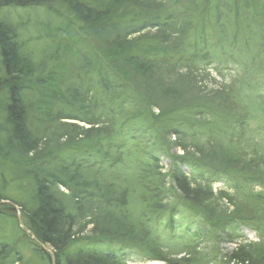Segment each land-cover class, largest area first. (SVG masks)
<instances>
[{"label":"rangeland","instance_id":"rangeland-1","mask_svg":"<svg viewBox=\"0 0 264 264\" xmlns=\"http://www.w3.org/2000/svg\"><path fill=\"white\" fill-rule=\"evenodd\" d=\"M140 2L144 4L147 1ZM157 2L160 3L156 5V11L163 18L171 17L167 19L170 26H180L178 13H181L187 15L190 25L200 24L202 27L203 22H207V28L205 25L202 28V31L206 29V39L216 33L219 34L218 38H226L223 44L220 38L215 39L216 45L211 56L206 52L199 53L188 62V69L185 64L179 66L186 69L183 74L188 78L191 76L189 85L194 83L195 93L191 92L188 100L195 102L202 96L201 103L205 105L201 113L197 112L201 105L196 110L180 108V112H177V117L184 121L194 119L195 126H186L181 134L170 128L155 138L153 133L147 131L150 128L147 126L141 131L143 134L128 135L126 148L100 150L101 156L108 154L106 162L83 164L70 160L72 165H76L67 170L70 174L56 160L50 168H41L45 162L28 160L22 163L14 151L11 156H7V150L3 149L0 154V188L3 186L2 178L9 182L8 187L3 188L6 189L4 194L8 200L0 201V264H56L52 258L53 263L38 253L39 247L34 243L38 241L35 231H40L28 208L33 201L30 192L34 185L35 170L46 172L52 180L61 182L58 186L64 195H57L62 203L69 206L66 212L70 213L74 223L72 233L77 241L105 240L101 244L108 248L124 246L140 251L141 247L135 243L136 229L133 228L139 212L153 211L160 207L166 215V211L176 202L179 204L175 211L180 218V230H164L163 234L171 237V233L176 230L180 235L172 240H164L163 235L159 236L165 256H183L189 248L195 246L216 258H213L211 264H220L227 262L226 256L232 250L248 246L252 256L250 263L264 264V0H175L173 4L168 0H164L163 4L160 0ZM65 3V12L60 11L59 6L57 11L17 6H5L0 10V20H6L17 29L20 43L23 39L27 42L28 54L35 62V78L30 80V89L26 92L24 89V102L27 99L29 103L31 120L36 126L43 122L53 131H61L63 121L90 127L86 121L76 120L77 116L88 118L87 111L71 101L69 95L72 96L74 92L71 94L65 90L77 69L82 67L80 64L84 59L81 52L86 51L81 50L79 44V36L86 32L80 34V22H73L70 16L74 14L76 6L73 0ZM189 21L187 30L191 28ZM64 26L70 34L74 33L72 39L62 32ZM165 27L147 28L142 34L153 36L151 38L163 36L166 35ZM134 36H130L129 40ZM146 36L143 39L147 40ZM147 43L153 48L158 45L151 41ZM66 44L67 49L63 46ZM1 62L0 55V70ZM97 89L94 96L98 95L100 85ZM162 89L157 86L155 90L148 88L144 92L160 97L165 93H162ZM89 96L92 97V93ZM108 104L113 105L111 102ZM4 105L7 106L6 103ZM63 106L69 118L59 122L57 113ZM153 110L156 115L159 114L158 108ZM115 111L117 109L111 111L110 117L114 116ZM5 118L4 109L0 108L1 138L9 129ZM157 131L160 132V129L157 128ZM143 150L150 151L152 158L146 159L143 154L140 155ZM129 155H140L142 158L138 161L134 157L128 159ZM27 156L34 157L32 153ZM182 157H186L191 164L181 167L187 174L189 189L193 192L189 199L194 203L203 199L208 201L203 205L205 210L202 207L192 208V204L184 200L183 194L176 187L173 168L175 163L180 164ZM194 161L199 162V168ZM141 164L145 170L153 172L144 173ZM204 164L207 169H203ZM30 174L33 178L29 177ZM249 178L255 183L246 184L251 181ZM213 212H239L241 216H250L247 220L259 230L246 226L243 221H239L241 218L238 216L237 221L232 219L235 223L239 222L237 241L222 242L223 230L220 227L214 229L212 223L215 222L208 219V215ZM129 235H133L134 239L131 240ZM39 245L50 256L54 255L49 245ZM131 251L129 256L133 259L128 264L152 261L168 264L158 259L138 261L136 251ZM230 264L236 262L232 260Z\"/></svg>","mask_w":264,"mask_h":264},{"label":"trees","instance_id":"trees-1","mask_svg":"<svg viewBox=\"0 0 264 264\" xmlns=\"http://www.w3.org/2000/svg\"><path fill=\"white\" fill-rule=\"evenodd\" d=\"M66 1L0 0V10L5 6H17L23 9L42 7L57 11L59 6V10L65 12ZM146 1L143 4L140 0H73V5L76 8L73 11L74 14H70V16L73 22H80L79 26L82 30L80 34L86 32L85 35L79 36L80 49L86 51L81 52V57L83 56L84 59L83 63L80 64L82 67L77 69L75 75L72 71L74 77L70 84H66L65 90L71 94L74 92L72 96L69 95L71 101L76 102L77 106L83 107L87 111L88 118L77 116L76 120L86 121L90 127L82 126L77 122H61L69 118L63 106L59 108L61 111L63 110V113L61 111L57 113V118L61 122V131L56 128L53 131V128H47L43 122L38 126L33 124L31 110L28 108L29 103H27V99V105L24 102V89L25 92L30 89V80L35 78V62L28 54L30 52L27 51V42L23 39L20 43L17 29L7 23L6 20H0V55L2 61L0 108L4 109L5 121L9 123V129L5 130L6 135L3 138L0 137V154L3 149L7 150V156H11V152L14 151L17 154L16 158L22 163H26L28 160L43 161L45 164L41 168L47 169L56 160L61 163L66 172L76 166L72 165L70 160L75 162L77 160L83 164L106 162L108 154L101 156L100 150H107V148L122 150L126 148L128 135L143 134L141 131L145 127L148 128L147 126H150L147 131L153 133L154 138L158 137L162 131L170 130V128L181 134L187 128L186 126H195L194 119L187 122L183 118L177 117L180 108H188L191 111L196 110L201 105V108L197 110L201 113L202 106H205L201 103L200 98L202 96L195 102L188 100L190 93H195L194 83L189 85L191 76L188 78L187 75L183 74V70L186 69H181L179 66L185 64V68L188 69V62L197 57L199 53L206 52L207 55L211 56L216 45L215 39L220 38L223 44L226 38L224 40L222 36L218 38L219 34L216 33L215 36L212 35L206 39V29L202 31V28L207 25V22H203L204 27H201L200 24L190 25L187 15L181 13H178L181 21L180 26L172 27L167 22V19L170 20L171 17L163 18L160 12L156 11V5L160 2H157L158 0ZM160 1L162 4L164 3V0ZM168 1L173 4L175 0ZM205 11L206 9H204ZM187 20L189 27L191 26L189 30H187ZM162 25L166 26V35L151 38L153 36L142 34L144 29ZM62 32L66 37L73 38L74 33L70 34L65 26ZM130 36H134V38L129 40ZM144 36L147 40L143 39ZM191 38H193L192 41ZM149 41L156 42L158 45L153 48L147 43ZM63 46L67 49L68 44ZM98 85H100V90L98 95L94 96L98 91ZM157 86L163 87L162 93L165 91L164 94L161 93L160 97L144 92L148 88L155 90ZM91 93L93 96L89 97L92 99L88 97V94ZM109 102L113 105H109ZM155 108L159 110L157 115L153 110ZM116 109L117 112L115 111L114 116L110 117L112 116L111 111ZM88 111L91 112V115ZM34 117L37 119L36 116ZM139 123L141 124L140 127ZM157 128L160 129V132L157 131ZM61 139H63L62 142ZM167 143L169 144L168 141ZM31 153L34 157L27 156ZM139 154H143L146 159L152 158V154L148 150H143ZM140 155L138 157L129 155L127 158L134 157L138 161L142 158ZM67 160H69L68 164L66 163ZM117 160L115 161L118 162ZM47 161L50 163H46ZM179 163H175L173 168V179L176 187L183 194L184 200L188 204H192L190 205L192 208L202 207V210H205L204 206L208 201L202 198L201 202L194 203L192 199H189L192 198L193 192L189 189L187 174L181 167L190 166V162L187 161L186 157H182ZM195 164H197V168L200 167L199 162ZM141 167L144 173L153 172L145 170L142 164ZM203 169H207L206 164H204ZM67 172L70 174L69 171ZM47 175L46 172L41 173L39 170L33 172L34 185L31 186L30 192L33 201L27 208L31 213L32 220L39 226L40 233L35 231L36 238L42 244L49 245L53 250L54 255L50 256L49 252L40 247V242L33 241L39 247L38 253L47 257L48 260L51 261L52 258L56 264H128L130 259H133L129 256L132 249L136 251L137 260L141 262L158 259L168 264H211L216 260L212 254L195 248V246L189 248L183 256L176 254L172 258L164 255V249L159 243V236L163 235L164 240H172L180 235L176 233V230L171 233V237L163 234L164 230L173 231L175 228L180 230L178 226L180 225L178 223L180 218L175 211L179 204L177 205L176 202L170 210H165L168 213L166 215L163 212L164 209L161 210L160 207L153 211L142 210L139 212L133 228L136 229L134 234L137 236L135 243L139 248H142L140 251L137 248H125L124 246L123 248H116L115 246L108 248L101 244L105 240L98 242L96 240L77 241L78 239L76 240L72 233L74 223L71 221L70 213L66 212L68 205L62 203L59 200V195H57L58 193L64 195L58 186L61 182H58L54 177L52 178L55 180H52ZM29 177L33 178L31 174ZM248 180L251 181H247L246 184L255 183L252 178ZM2 181L0 201L8 200L4 194L6 189L3 188L8 187L9 180L2 178ZM220 213L207 214H209L210 222L217 223H212L213 228L220 227L223 230L222 242L237 241L239 222L235 223L232 219L237 221L238 216L241 218L239 221H243L246 226L250 225L251 228L259 230L257 226L247 220L250 216H241L239 212ZM242 218H246V220ZM215 231L218 232V230ZM128 237L131 240L134 239L133 235ZM247 247L240 246L232 250L226 256L227 262L220 264H230L232 260L236 264H251V248ZM61 255L62 259L60 260Z\"/></svg>","mask_w":264,"mask_h":264},{"label":"bare ground","instance_id":"bare-ground-1","mask_svg":"<svg viewBox=\"0 0 264 264\" xmlns=\"http://www.w3.org/2000/svg\"><path fill=\"white\" fill-rule=\"evenodd\" d=\"M145 264H159V263H158V262H156V261H155V262H153V261H152V262L145 263Z\"/></svg>","mask_w":264,"mask_h":264}]
</instances>
